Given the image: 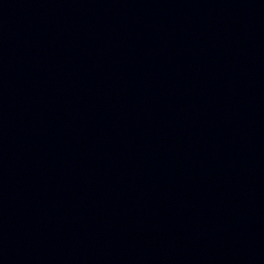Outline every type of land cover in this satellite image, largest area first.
I'll list each match as a JSON object with an SVG mask.
<instances>
[{
  "label": "water",
  "instance_id": "water-1",
  "mask_svg": "<svg viewBox=\"0 0 264 264\" xmlns=\"http://www.w3.org/2000/svg\"><path fill=\"white\" fill-rule=\"evenodd\" d=\"M0 264H264V0H0Z\"/></svg>",
  "mask_w": 264,
  "mask_h": 264
}]
</instances>
